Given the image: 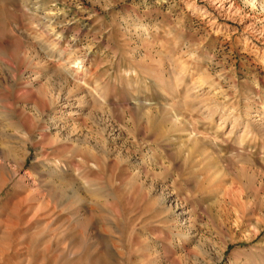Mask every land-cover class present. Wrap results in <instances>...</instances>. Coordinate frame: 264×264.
<instances>
[{"label":"rangeland","instance_id":"1","mask_svg":"<svg viewBox=\"0 0 264 264\" xmlns=\"http://www.w3.org/2000/svg\"><path fill=\"white\" fill-rule=\"evenodd\" d=\"M0 264H264V0H0Z\"/></svg>","mask_w":264,"mask_h":264}]
</instances>
